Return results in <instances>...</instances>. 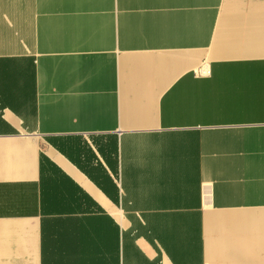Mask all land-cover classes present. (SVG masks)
<instances>
[{
  "label": "crops",
  "instance_id": "crops-1",
  "mask_svg": "<svg viewBox=\"0 0 264 264\" xmlns=\"http://www.w3.org/2000/svg\"><path fill=\"white\" fill-rule=\"evenodd\" d=\"M0 264H264V0H0Z\"/></svg>",
  "mask_w": 264,
  "mask_h": 264
}]
</instances>
